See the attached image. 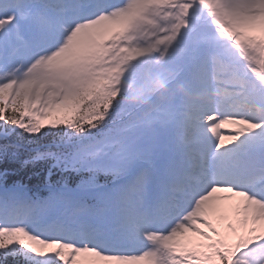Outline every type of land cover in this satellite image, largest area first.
<instances>
[{
    "label": "snow or ice",
    "instance_id": "snow-or-ice-1",
    "mask_svg": "<svg viewBox=\"0 0 264 264\" xmlns=\"http://www.w3.org/2000/svg\"><path fill=\"white\" fill-rule=\"evenodd\" d=\"M0 141V264H264V0H0Z\"/></svg>",
    "mask_w": 264,
    "mask_h": 264
},
{
    "label": "trees",
    "instance_id": "trees-1",
    "mask_svg": "<svg viewBox=\"0 0 264 264\" xmlns=\"http://www.w3.org/2000/svg\"><path fill=\"white\" fill-rule=\"evenodd\" d=\"M0 172L7 173L6 179L10 184L15 181H23L26 185L35 187L40 183V178L35 170L21 169L14 161L0 160Z\"/></svg>",
    "mask_w": 264,
    "mask_h": 264
}]
</instances>
